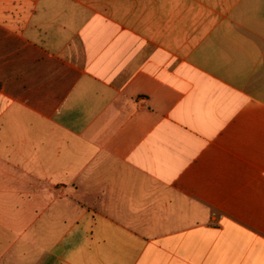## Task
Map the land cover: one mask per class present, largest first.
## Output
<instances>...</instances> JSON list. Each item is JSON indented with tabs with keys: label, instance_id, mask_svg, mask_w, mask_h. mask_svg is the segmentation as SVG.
<instances>
[{
	"label": "crops",
	"instance_id": "obj_1",
	"mask_svg": "<svg viewBox=\"0 0 264 264\" xmlns=\"http://www.w3.org/2000/svg\"><path fill=\"white\" fill-rule=\"evenodd\" d=\"M12 247L264 264V0H0V264Z\"/></svg>",
	"mask_w": 264,
	"mask_h": 264
},
{
	"label": "rangeland",
	"instance_id": "obj_2",
	"mask_svg": "<svg viewBox=\"0 0 264 264\" xmlns=\"http://www.w3.org/2000/svg\"><path fill=\"white\" fill-rule=\"evenodd\" d=\"M32 232L31 230L27 231L26 234L23 236V241L24 242H28V245L27 247H25L23 249V252H26V254H24V256L26 255V259L28 260V262H31V260L34 258V254L33 252L35 253L37 248H34L32 247V242L34 240V238L32 237ZM15 234L14 233H7V240L8 241H11V242H14L15 241ZM15 250L16 248L15 247H12L9 251H8V264H17L15 262ZM46 259H47V256L46 255H42V258L40 259L39 263L38 264H45L46 263ZM20 264V263H18ZM26 264H30V263H26Z\"/></svg>",
	"mask_w": 264,
	"mask_h": 264
}]
</instances>
